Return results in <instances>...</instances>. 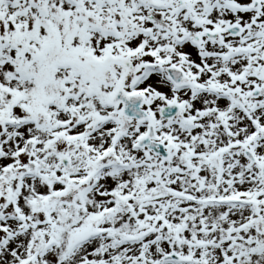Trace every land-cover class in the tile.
Here are the masks:
<instances>
[{
	"label": "snow or ice",
	"instance_id": "1",
	"mask_svg": "<svg viewBox=\"0 0 264 264\" xmlns=\"http://www.w3.org/2000/svg\"><path fill=\"white\" fill-rule=\"evenodd\" d=\"M0 264H264V0H0Z\"/></svg>",
	"mask_w": 264,
	"mask_h": 264
}]
</instances>
